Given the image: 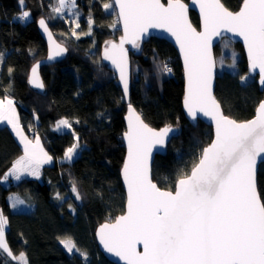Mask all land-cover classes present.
Wrapping results in <instances>:
<instances>
[{
  "label": "trees",
  "instance_id": "trees-1",
  "mask_svg": "<svg viewBox=\"0 0 264 264\" xmlns=\"http://www.w3.org/2000/svg\"><path fill=\"white\" fill-rule=\"evenodd\" d=\"M221 1L231 11H238L243 3ZM108 2L111 0H75L81 18L77 24L72 22L73 28L80 26L73 40L65 38L71 25L53 11L56 0H25L32 16L27 23L18 20L22 12L19 0H0V99L8 95L14 99L22 127L31 137L38 132L56 159L54 165L43 168L42 183L25 179L5 186L2 180L23 150L9 127L0 126V210L8 218L9 249L16 256L24 253L27 264H114L100 252L95 240L96 230L115 221L126 205L121 181L126 104L115 74L101 58L104 45L122 36L115 22L117 14L103 7ZM40 19L46 20L68 48L64 60L41 67L44 92L34 90L29 82L33 66L48 55L38 30ZM191 19L199 28L194 12ZM221 46L215 48L217 63L223 48L234 49L243 62L237 72L224 71L217 76L215 96L226 116L238 122L251 120L264 100V91L248 73L242 46L228 39ZM131 64V100L145 122L153 128L180 126L166 154L157 156L153 167V180L159 187L174 191L177 179L191 172L203 148L213 140V128L202 121L193 124L185 117L183 69L170 43L150 39L140 53H131ZM164 65L171 71H164ZM62 119L68 120L72 131L54 130ZM30 129L35 133L30 134ZM77 137L87 148L73 162L59 163ZM258 190L264 201V164L258 173ZM12 194H18L30 209L13 211L9 203ZM67 194L70 198L62 203ZM69 238L79 253L64 249L61 241ZM81 253H86V258ZM5 260L7 256L0 250V264Z\"/></svg>",
  "mask_w": 264,
  "mask_h": 264
},
{
  "label": "snow or ice",
  "instance_id": "snow-or-ice-1",
  "mask_svg": "<svg viewBox=\"0 0 264 264\" xmlns=\"http://www.w3.org/2000/svg\"><path fill=\"white\" fill-rule=\"evenodd\" d=\"M19 2L23 5L24 0ZM199 2L201 32L188 22L186 6L181 0H168L167 6L161 0H116L124 35L119 45L112 44V54L106 50L105 58L111 59L118 68L125 95L128 82L123 44L138 47L137 40L147 29L162 28L176 38L184 58L185 108L193 118L199 110L215 123V138L203 148L191 172L177 179L174 191H165L149 178L148 160L152 146L163 144L171 128L156 131L139 116L135 123L129 121V130L125 133L128 158L122 170L127 186L126 213L114 223L102 225L97 233L105 250L126 264H264V201L256 185L257 160L264 159V101L253 119L237 122L221 113L211 91L215 63L211 41L213 36L221 35V30L244 40L250 67L259 68L264 84V0H243L237 12L229 11L221 0ZM111 6L110 3L103 5L105 9ZM66 7L69 11L75 8V0H57L53 11L62 14ZM29 15L23 11L19 19L23 21ZM39 23L47 32L45 21L41 19ZM163 70L171 71L167 65ZM32 71L35 75L36 69ZM29 82L43 87L36 81ZM129 111H132L131 105ZM13 113L12 101L8 100L6 106L0 100V121L6 119L20 135ZM60 125L67 126L68 122L62 120L58 128ZM20 142L24 145V155L14 162L5 179L13 175L19 180L24 172L38 176L40 164L51 160L38 140L33 143L21 136ZM75 147L67 150L68 160L72 159ZM23 203L17 197L13 207ZM6 223L7 219L0 213V250L18 264H27L24 253L16 257L9 249L5 240ZM61 243L69 252L76 248L70 238ZM138 244L143 245L142 252L137 251ZM81 255L86 258V253Z\"/></svg>",
  "mask_w": 264,
  "mask_h": 264
},
{
  "label": "water",
  "instance_id": "water-1",
  "mask_svg": "<svg viewBox=\"0 0 264 264\" xmlns=\"http://www.w3.org/2000/svg\"><path fill=\"white\" fill-rule=\"evenodd\" d=\"M112 2H113L114 6H115V9H116L117 18H118V21L120 23V28L122 30V36H123L124 35V27H123V20L120 19V16H119L120 8L116 5V0H112ZM161 3H163L165 6H167L168 0L167 1L161 0ZM181 3L186 6V17H187L188 22L192 26V28H194L197 32L203 31V22H202V16H201L199 0H195V2H194V0H188V2H186L184 0H181ZM221 3L224 5V3L222 1H221ZM224 7L227 8L225 5H224ZM228 10L231 11L230 9H228ZM191 12H194L198 16L199 23H200L199 28H197L193 24L192 19H191ZM232 12H237V11H232ZM43 20L45 21V24L47 26L48 31L47 32L44 31V29L40 26L39 21H38V30L40 32V35H41L42 39L45 41V43L47 45L48 55H47V57L45 59L41 60L40 62H38L36 65L33 66V68L36 69V72H35V75H33V71H32L33 68H32L31 75H30V80L36 81V82H38V83L43 85V87H35L33 83H30L31 87L34 90L39 91V92H44L45 91V84H44V82L42 80L41 72H40L41 67L45 66V65H51V64H54L56 62L62 61L68 56V48L65 45H63V44H61L59 42V40L54 35L53 31L50 29V27H49L48 23L46 22V20L45 19H43ZM121 37L118 40L110 41V42H108V43H106L104 45V47L101 50V58H102V61H103L104 65L107 66V68L110 69L115 74V77L118 80V85L120 87V90H121L123 98H124V102H125V104L127 106L126 115L124 117L125 128H126L125 133L128 132V130H129V121L131 120L133 123H135V118L137 116H139L140 120H142L143 123L147 124L150 128H153L148 123L145 122V120L143 119L142 114L132 104V100H131V90H132L131 53L132 52L136 53V54L140 53L143 44L145 42H148L152 38L164 40V41H167L168 43H170L174 47V49L177 51V53H178V55L180 57V61H181L182 69H183V79H184L185 94H186L187 81H186L185 70H184V58H183V55L181 53L180 46H179V44H177L176 38L174 36H172L169 32L165 31L162 28H149V29H147V31L144 34H142L140 36V38L137 40L138 47H134L132 45V43H124L123 44V48L126 51V57L124 59L125 76H126V79H127V82H128V93H127V95H125L123 82L121 81L120 72H119L118 68L116 67L115 64H113L111 59H106L105 58L106 50L109 52V54H112L113 51H114L112 49V44L119 45L120 41H121ZM225 39L230 40L234 44H240L242 46L244 54H245V57H246V61H247L248 73H249V75L251 77L257 78V82H258V85L260 87V90L264 91V84L261 83V76H260L259 68L258 67L257 68H251L250 67L249 58H248V52H247V48L245 46L244 40L240 36L234 35L231 32H227V31L221 30V35L213 36L212 37V41H211V55H212V57H213V59L215 61L214 66L212 68L211 91H212V95L215 97L216 101L219 103L220 111H221V113L223 115H225V113L223 111L222 105H221V103L218 101V99L215 96L216 86H217V76H218V66H217V61H216L215 48ZM50 54L52 56L51 59H49V55ZM184 98H185V95H184ZM129 105H131V108H132L131 112L129 111ZM183 110H184L185 117L191 123L195 124L198 121H202L206 125L211 126L213 128V139L215 138V123L211 119L210 116H206V115H204L203 112H200L199 110H197L195 112V118H193V116H190L188 111H187V109L185 108L184 100H183ZM256 115H257V110H256ZM227 117H229V116H227ZM229 118H231V117H229ZM231 119H233V118H231ZM165 127L171 128V131L164 138V143L163 144L157 143V144H154L152 146L151 153H150L149 160H148V164H149V178L152 180V182L154 184L157 185L158 188H160L159 185L153 180V167H154L155 160H156L157 156H163V155L166 154L167 147H168L169 143L172 141V139L174 137H176L179 134V128L177 126H164L162 128H153V129H155L156 131H160L161 129H163ZM125 133L123 135V142H124V145H125V148H126V156H125V160H124V163H123V167L121 169V181H122V185H123V188H124V191H125V194H126V205H127V186L125 184L124 176H123V172H122V170L124 168L125 161L128 158V141L125 138ZM262 164H264V159L258 157L257 166H256V185H257V192H258L259 196H260V194H259V190H258V173H259L260 166ZM160 189L161 190H165V189H162V188H160ZM165 191H170V190H165ZM126 205H125V212L123 214H121V215H124L126 213ZM121 215H119V216H121ZM114 222L115 221L106 222V223L110 224V223H114ZM106 223H104V224H106ZM104 224H102V225H104ZM101 226L96 230V233H95V240H96L98 249L100 250V252L103 255H105L107 257V259L110 262H112L114 264H126L125 260H123L119 256L115 255L113 252H109V251L105 250L104 245L101 243L100 237L97 235V233L100 230ZM136 249H137V251L142 252L143 251V245L142 244L136 245Z\"/></svg>",
  "mask_w": 264,
  "mask_h": 264
},
{
  "label": "rangeland",
  "instance_id": "rangeland-1",
  "mask_svg": "<svg viewBox=\"0 0 264 264\" xmlns=\"http://www.w3.org/2000/svg\"><path fill=\"white\" fill-rule=\"evenodd\" d=\"M57 1V0H56ZM108 3H110L112 6H111V8H109V9H107L110 13H113V12H115L116 11V9H115V6H114V4H113V2L111 1V2H108ZM19 5H20V8H21V10H22V12H21V15H22V13H23V11H28L29 12V17H27L25 20H24V22L25 23H27V22H29V21H31L32 20V16H31V12L26 8V3H25V0H24V3H23V5H21L20 4V2H19ZM116 13V12H115ZM55 15L58 17V18H61L62 20H64L65 22H67V23H69L70 25H71V32H68L69 34H67V35H65V38H69V39H73V40H75V38H76V34H77V30L79 29V27L80 26H78V29H75V28H73V25H72V22L74 23V24H77V22H79V19L81 18V12L80 11H78V10H76V5H75V8H72L71 9V11H69V8H65L64 10H63V12H62V14H58V13H56L55 12ZM116 23H119V21H118V19H117V21H115ZM119 25H120V23H119ZM121 29V28H120ZM115 39H111V40H109L108 42H110V41H114ZM66 43H68V41H67V39L66 40H64ZM224 41V40H223ZM222 41V42H223ZM230 41V40H229ZM221 42V43H222ZM231 42V41H230ZM221 43L218 45L219 46V50L222 48V46H221ZM232 43V42H231ZM217 46V47H218ZM221 46V47H220ZM231 48V47H230ZM220 59H219V62L217 63V66H218V75L219 74H221V73H223L224 71H228V72H237L238 70H239V68H240V65H242L241 63L243 62H241L240 63V58H239V54H238V52H236L234 49H229V48H223L222 49V51H221V53H220ZM233 63L235 64V67H233L232 65H233ZM0 100H4V103H5V105L7 106V103H8V100H11L12 101V108L14 109V113H13V116H14V123H15V125H16V128H17V130L20 132V135H17V132L16 131H13V126L12 125H10L9 123H8V121L5 119V120H3V121H0V126H7V127H9V129L12 131V133H13V135L15 136V138H16V140L18 141V143L20 144V146L22 147V150H23V155H24V145L23 144H21V136H23V137H27L28 138V140H30V141H32L33 143H35L36 142V140H38L39 141V146H40V148H42L43 149V151L44 152H46L47 154H48V156H50L51 157V160H47L45 163H42V164H40V166H39V175L37 176V175H30L28 172H24L23 174H21V176H20V179L19 180H17V179H15V176H13V175H7V179H5V177L3 178V180H2V183L5 185V186H9L12 182H20V181H22V180H25V179H34V180H38L39 182H43V168L45 167V166H52V165H54V163L56 162V159L49 153V151H48V149L46 148V146L43 144V139H42V136L38 133V132H36V135L34 136V137H31L29 134H28V132H27V130L24 128V127H22V119H21V116H20V112H19V109H18V106H17V104H15V101H14V99H12V98H8V96L5 98V99H0ZM126 109H127V106H126ZM5 111L7 112V107L5 108ZM35 118V120L37 121V117H34ZM62 120H66L67 122H68V120L67 119H62ZM62 120H60V121H62ZM60 121H58V123L56 124V126L54 127V130L56 131V132H60V133H65V132H67L68 130H69V127H70V131H72V129H71V126H70V124H69V122H68V125L67 126H65V125H60L59 126V128H58V125H59V122ZM29 127H33L34 128V124L32 125L31 123L28 125ZM177 127L180 129V126H179V124H177ZM70 131H68V132H70ZM180 131V130H179ZM170 144V143H169ZM74 145H76V147H75V149H74V151H73V153L71 154L72 155V159L71 160H68L67 158H66V154L64 155V157L63 158H61V159H59L58 160V162L59 163H71V162H73L80 154H81V151L83 150V149H85V148H87V146L84 144V143H82L80 140H79V138L77 137L76 138V142H75V144ZM125 146V145H124ZM73 147V146H72ZM67 153V152H66ZM19 159V158H18ZM45 160H46V158H45ZM12 169V168H11ZM10 169V170H11ZM10 170H9V172H10ZM8 172V173H9ZM7 173V174H8ZM19 198V199H21L20 198V196L18 195V194H12L11 196H10V198H9V203H10V205H11V207H12V210L13 211H15V212H21L22 211V209H25L24 211H27V210H29L30 209V207L29 206H26V204H17L16 205V207L14 208L13 207V204L14 203H16V198ZM68 198H70V195H66L65 197H63V198H61V202L63 203L66 199H68ZM81 200V199H80ZM26 206V207H25ZM0 213H2L3 214V216L7 219V223H6V225H5V240H6V232H7V230H8V228H9V223H8V218L6 217V215L0 210ZM73 242V241H72ZM6 243H7V240H6ZM8 245V244H7ZM63 245V247H64V249L67 251V252H69L68 250H67V248L64 246V244H62ZM78 251H77V249L75 248V249H73V251L72 252H69V253H71V254H73V253H77ZM79 253V252H78ZM4 254H6V256H7V259L8 260H5V264H14V262H13V258L12 257H9L8 256V254L7 253H5L4 252ZM14 256H16V255H14ZM16 257H19V255L18 256H16ZM26 257V256H25ZM15 260V259H14ZM27 260V259H26Z\"/></svg>",
  "mask_w": 264,
  "mask_h": 264
},
{
  "label": "built area",
  "instance_id": "built-area-1",
  "mask_svg": "<svg viewBox=\"0 0 264 264\" xmlns=\"http://www.w3.org/2000/svg\"><path fill=\"white\" fill-rule=\"evenodd\" d=\"M6 97H7V96H4L2 99H5ZM29 131H30V132H29L30 134H34V133H35V130H34V129H30Z\"/></svg>",
  "mask_w": 264,
  "mask_h": 264
},
{
  "label": "bare ground",
  "instance_id": "bare-ground-1",
  "mask_svg": "<svg viewBox=\"0 0 264 264\" xmlns=\"http://www.w3.org/2000/svg\"><path fill=\"white\" fill-rule=\"evenodd\" d=\"M112 1V0H111ZM116 12V11H115ZM117 14V13H116ZM18 20H20V19H18ZM8 98H12L10 95H8ZM13 99V98H12Z\"/></svg>",
  "mask_w": 264,
  "mask_h": 264
},
{
  "label": "crops",
  "instance_id": "crops-1",
  "mask_svg": "<svg viewBox=\"0 0 264 264\" xmlns=\"http://www.w3.org/2000/svg\"><path fill=\"white\" fill-rule=\"evenodd\" d=\"M68 131H70V127H69V130H68ZM68 131H67V132H68ZM12 183H13V182H12ZM23 204H25V203H23ZM26 206H27V205H26ZM26 206H25V207H26Z\"/></svg>",
  "mask_w": 264,
  "mask_h": 264
}]
</instances>
